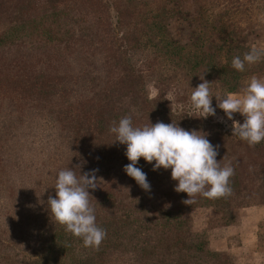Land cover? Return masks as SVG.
I'll return each mask as SVG.
<instances>
[{
	"label": "trees",
	"instance_id": "trees-1",
	"mask_svg": "<svg viewBox=\"0 0 264 264\" xmlns=\"http://www.w3.org/2000/svg\"><path fill=\"white\" fill-rule=\"evenodd\" d=\"M183 1L0 0V264H234L194 231L193 214L212 211L225 226L231 211L264 207V142L250 147L194 109L178 114L164 94L149 95L150 83L165 91L187 69L174 42L187 21ZM197 2L210 14L216 6L232 27L264 6ZM125 116L137 127L173 122L207 133L221 166L234 169L232 194L186 205L171 170L153 171L141 158L151 186L143 190L124 172L126 146L110 132ZM69 168L98 170L89 189L107 233L98 248L84 247L48 207Z\"/></svg>",
	"mask_w": 264,
	"mask_h": 264
},
{
	"label": "clouds",
	"instance_id": "clouds-1",
	"mask_svg": "<svg viewBox=\"0 0 264 264\" xmlns=\"http://www.w3.org/2000/svg\"><path fill=\"white\" fill-rule=\"evenodd\" d=\"M264 58V48L257 46L242 57L235 56L231 66L244 72L246 65H253ZM192 88V108L204 119L216 115V107L232 121V136L255 146L264 142V78L251 77L239 93H228L212 106L210 84L203 78ZM244 117L243 123L234 120V114ZM115 142L126 146L125 155L130 161L124 172L145 191L151 186L146 173L137 167L141 158L153 165V171L171 170V179L176 182L174 191L186 193V205L195 202L198 195L208 199L227 197L232 194L230 179L234 169L221 166L217 160L218 146L208 139V134L199 130H185L176 123H149L143 127L133 125L132 118L125 116L110 128ZM154 162V163H153ZM98 170L77 176L71 168L61 170L55 182V196H49L48 207L55 220L74 237L80 238L84 247L98 248L106 238V231L96 223L95 209L90 204L89 189L97 188Z\"/></svg>",
	"mask_w": 264,
	"mask_h": 264
},
{
	"label": "rangeland",
	"instance_id": "rangeland-1",
	"mask_svg": "<svg viewBox=\"0 0 264 264\" xmlns=\"http://www.w3.org/2000/svg\"><path fill=\"white\" fill-rule=\"evenodd\" d=\"M182 4L183 18L187 21L180 22L181 26L177 25L175 35L178 41L174 42L181 48L178 54L187 61L185 65L179 63L180 67L184 65L187 69L178 70V78L172 77L165 91L150 83L149 95L152 99L164 94L178 114L192 113L190 97L193 89L202 82L200 78L204 77L211 83L213 107L228 93L242 92L251 77L264 78V58L256 64L246 65L244 72H238L231 66L233 57H242L251 47L264 48V6L247 22L232 27L229 22H221L222 17L216 6H212L214 4L210 8L214 10L213 14L204 11L197 0H185ZM241 27H244L243 30ZM219 48L223 49L221 54L215 53ZM177 65L170 68L179 67ZM189 71L191 74L187 76ZM233 118L243 123L244 117L239 113L234 114ZM206 120L219 123L232 132V121L218 107L216 115ZM223 221L219 214L203 210L193 214L192 225L194 231H205L211 248L228 255L234 264H264V207L255 205L236 209L230 212L228 225L222 226Z\"/></svg>",
	"mask_w": 264,
	"mask_h": 264
}]
</instances>
